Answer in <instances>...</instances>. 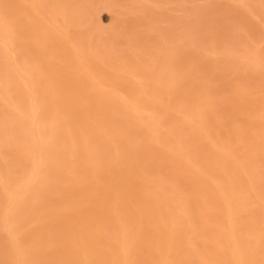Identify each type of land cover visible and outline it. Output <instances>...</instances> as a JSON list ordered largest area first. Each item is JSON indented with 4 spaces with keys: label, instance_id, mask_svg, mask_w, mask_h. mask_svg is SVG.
Returning <instances> with one entry per match:
<instances>
[{
    "label": "bare ground",
    "instance_id": "1",
    "mask_svg": "<svg viewBox=\"0 0 264 264\" xmlns=\"http://www.w3.org/2000/svg\"><path fill=\"white\" fill-rule=\"evenodd\" d=\"M0 264H264V0H0Z\"/></svg>",
    "mask_w": 264,
    "mask_h": 264
},
{
    "label": "rangeland",
    "instance_id": "2",
    "mask_svg": "<svg viewBox=\"0 0 264 264\" xmlns=\"http://www.w3.org/2000/svg\"><path fill=\"white\" fill-rule=\"evenodd\" d=\"M104 20H105V21L107 20V17H106V15H104Z\"/></svg>",
    "mask_w": 264,
    "mask_h": 264
}]
</instances>
